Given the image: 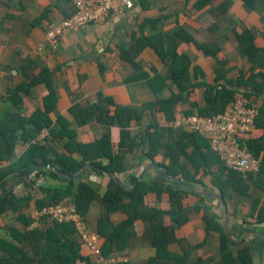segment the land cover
<instances>
[{"label":"crops","instance_id":"1","mask_svg":"<svg viewBox=\"0 0 264 264\" xmlns=\"http://www.w3.org/2000/svg\"><path fill=\"white\" fill-rule=\"evenodd\" d=\"M196 1L134 0L133 8L111 15L104 24L67 30L53 47L48 42L47 31L50 25L61 24L65 15L71 11V0H0V116L8 106L6 98L9 88L28 81L24 70L32 76L45 66L52 69L58 67L53 75L58 101L57 107L51 113L52 118L56 120L60 115L66 117L81 142L97 139L103 130L108 129L94 120H89L83 126H76L74 117L68 111L69 107L75 103L85 107L95 102L98 92L111 96L117 104L139 107L159 97H170L175 87L171 79L167 78L164 89L158 93L154 91L148 78L142 76L136 80L130 79L140 73L167 77L170 74V50L163 59L158 49H165L170 43L168 39L178 31L187 32L197 44H207L217 50L212 56L198 49L193 43L181 42L177 45L176 51L190 58L188 71L192 82L195 66L201 69L199 70L203 72L206 82L211 83L219 65H224L227 80L235 81L240 73L248 75L253 67L254 73L257 74L256 81L262 82L259 73H264V11L250 10L241 0H212L204 8L196 10ZM246 31L253 32L254 45L258 48L251 60L244 50L246 44L237 40V35ZM142 38L147 42L136 55L135 60L139 65L136 69L120 58V47L129 48L136 40ZM29 65L32 66L27 69ZM200 79L198 76L197 80ZM47 92L44 84L32 87L31 93L24 97V108L28 115L43 106ZM249 98L259 110L257 124L251 134L256 138L260 137L264 144V97L253 93ZM190 103L200 106L205 104L204 87H195L185 101L176 105V120L171 123L175 132L186 130L180 122L184 116L191 115L185 114L190 108ZM262 106L263 112L260 113ZM193 111L196 113L195 108ZM153 114L162 125H170L164 113L154 111ZM151 118L152 115L148 111L144 112L139 124L132 123V132H142L149 125ZM109 133L111 141L116 145L119 141V127L112 126ZM170 140L172 137H166L163 143L166 144ZM49 141H52L59 152L64 151L66 139H53L50 130L44 129L34 142L18 143L13 157L3 162L0 169L11 162L28 161L35 150V143ZM167 152V148L160 149L152 160L140 156L139 150L135 149L133 153L126 154L125 171L112 174L124 187L132 185V176L136 177V181L145 179L163 185L178 179L186 183L175 184L176 188L186 189L183 193L185 206H195L202 201L200 211H193L189 221L177 230V235L185 238L186 244L191 246L190 263H196L198 258L202 257L206 264H212L221 252L220 233L212 229L207 231L208 223L203 216L205 211L214 218L219 229L227 232L231 239L227 247L234 257H237L239 252L248 251L252 261L254 260L253 264L264 263V220L256 221V212H253V204L256 202L258 207H264V189L257 187L252 179L247 180V194H239L229 188L223 196L212 183L219 163L212 165L206 175H197L199 181L195 179L188 182L168 173L167 165L170 164L171 158ZM262 154L263 151L260 156ZM187 165L192 171V164L189 162ZM80 176L81 180L88 182L100 195L105 192L109 179L113 178L108 173L99 172L90 166H87ZM243 176H246V173ZM17 180L18 177H9L6 186L9 190L13 188L12 191L18 195L26 194L28 188L21 179ZM260 180L264 182V173L260 175ZM44 181L45 179H41L40 183ZM49 182L54 183L55 180L50 179ZM37 195L42 196V193ZM144 201L150 207L163 210L170 208L169 193H163L161 199H158L156 193L149 192ZM62 203L73 205L67 198ZM37 211L35 200L31 201L29 207L24 208V212L32 218L30 226H24L17 221L14 212L2 215L0 238L11 239L13 229L46 230L53 221L44 216L35 217ZM83 217L88 228L96 232L99 219L116 224L124 220L126 214L119 210L109 212L95 200ZM148 225V221H134V235L123 241L119 250L113 251L105 258L111 260V264H149L156 248L152 246L151 240L143 235ZM74 237L80 244V254L95 263V255L82 244L77 234ZM202 241L203 245L198 247ZM103 242L104 238L99 235V247ZM170 249L173 252H182L179 242L172 243ZM236 263L240 264V259H237Z\"/></svg>","mask_w":264,"mask_h":264},{"label":"trees","instance_id":"2","mask_svg":"<svg viewBox=\"0 0 264 264\" xmlns=\"http://www.w3.org/2000/svg\"><path fill=\"white\" fill-rule=\"evenodd\" d=\"M211 1L197 0L196 10L204 8ZM241 1L250 10L264 11V0ZM68 15L69 13L65 15V18ZM237 40L241 44H246L245 53L250 60L253 59L258 51L254 45L253 32L246 31L241 35L238 34ZM146 42V39L142 38L136 40L129 48L120 47V58L138 69L139 65L135 58ZM168 42H170L169 45L165 46V49L160 47L158 53L165 59L170 50V74L162 77L159 74L150 76L147 73H140L130 81L144 76L149 79L154 91L158 93L164 89L167 78L171 79L175 87L170 97H159L139 107L117 104L111 96L98 92L95 102L85 107L77 103L69 107L68 111L74 117L76 126H83L89 120H94L108 129L103 130L99 138L89 142H81L77 139L76 130L70 127V121L66 117L60 115L54 120L51 116L58 101L53 80L58 67L52 69L45 66L32 76L24 70L28 81L9 88L6 98L8 106L4 108L0 116V165L13 157L18 143L34 142L44 129L50 130L53 139H66L65 148L63 152H59L51 143L52 141L37 142L33 155L28 161L11 162L0 169V219L2 215L11 211L15 213L17 221L24 226H30L32 218L24 212V208L29 207L32 200H35L37 209L42 210L66 198L70 199L82 216H85L92 202L96 200L109 212L119 210L126 214V218L116 224L99 219L96 232L104 238L103 244L99 247L103 257H108L113 251L119 250L123 241L134 235V221L141 219L149 222L143 235L150 239L152 246L156 248L155 255L150 259L149 264H206L202 257H199L196 263H190L191 246L186 244L185 238L177 235V230L189 221L190 214L193 211H200L203 206L202 201L195 206L184 205L183 193L186 189L175 187L178 180L163 185L145 179L136 181V177L132 176V185L124 187L117 179L110 178L105 192L100 195L88 182L81 180L80 174L74 177L83 165L90 166L99 172L105 170L109 173L121 174L126 169V154L138 149L140 156L154 160L160 149L167 148L171 158L167 168L171 176L188 182L195 179L199 181L197 175L201 173L206 175L212 165L219 163L212 183L218 187L223 196L229 188L239 194H247V180L252 179L257 187L264 189V182L260 180V175L264 173V144L260 137L252 136V131L240 137L239 141L259 160V168L243 176V173L227 168L218 155L209 150L206 139L199 133L181 129L175 132L171 125L176 120V105L185 101L195 87H204L205 104L200 106L190 103V108L185 114H194L195 108V114L212 115L224 110L233 99L236 89H240L247 95L254 93L264 97V73H259L262 82H258L257 74L251 67L248 75L240 73L235 81H232L226 79L227 72L224 65H219L215 69L214 80L208 83L201 69L195 66L192 82L188 71L190 58L184 53H178L177 45L181 42L193 43L198 49L212 56L217 50L207 44L195 43L192 36L185 31H178L168 39ZM31 66L26 68L29 69ZM198 76L201 78L199 81ZM43 84L48 90L44 96L43 106L28 115L24 108V97L31 93L33 86ZM146 111L152 115L149 125L142 132H132L131 127L134 125L132 123L139 124ZM154 111L164 113L170 125H162L155 118ZM262 112L263 106L260 113ZM114 125L119 127L120 132L116 145L111 141L109 133ZM166 137H172V140L165 144L163 140ZM262 151L263 154L260 156ZM189 162L192 164V171L188 168ZM35 165H40V168L23 181L28 192L24 195H18L14 191L8 193L7 179L15 176L19 181ZM255 172L256 176H254ZM41 179L45 181L40 183ZM50 179L55 182H49ZM48 182L49 185H47ZM149 192L156 193L158 199H161L163 193H169L170 208L163 210L146 205L144 198ZM38 193H42V196H38ZM253 212H256V221L264 220V207H258L257 202L253 204ZM203 216L208 223L207 231L212 229L220 233L221 252L212 264H237V259H240V264H253L248 251L239 252L238 256L234 257L227 247L231 239L219 229L218 225L212 224L206 214ZM75 234L72 223L58 221H53L46 230L13 229L11 239L0 238V264H79L81 262L95 264L80 254V244L75 240ZM174 242L181 244V253L170 249V245ZM203 243L204 241L199 243L198 247H201Z\"/></svg>","mask_w":264,"mask_h":264},{"label":"built area","instance_id":"3","mask_svg":"<svg viewBox=\"0 0 264 264\" xmlns=\"http://www.w3.org/2000/svg\"><path fill=\"white\" fill-rule=\"evenodd\" d=\"M134 6V0H71V11L59 25H50L47 31L48 42L56 46L59 39L69 30L85 26L104 24L111 15L121 13ZM258 108L249 95L236 89L233 99L224 110L212 115L191 114L180 122L184 129L199 133L208 143L211 152L218 155L224 165L243 174L257 171L259 160L239 141L255 127ZM44 216L52 221L70 222L83 245L96 257V264H111L103 257L99 248V234L90 230L84 217L73 205L59 202L38 210L35 217ZM39 217V218H40Z\"/></svg>","mask_w":264,"mask_h":264},{"label":"water","instance_id":"4","mask_svg":"<svg viewBox=\"0 0 264 264\" xmlns=\"http://www.w3.org/2000/svg\"><path fill=\"white\" fill-rule=\"evenodd\" d=\"M49 166H51V165H49ZM40 167V165H35L33 168H31L30 170H29V172L21 179L22 181H24L25 179H27L28 177H30L38 168ZM87 166L86 165H83L82 167H81V170H80V172L79 173H76L75 175H74V177H76L77 175H79L85 168H86ZM104 172H106V173H108L109 175H111L113 178H115L114 177V175L112 174V173H109V172H107V171H105L104 170ZM115 179H117V178H115ZM118 180V179H117ZM178 180V179H177ZM119 181V180H118ZM180 183H183V184H186V183H184L183 181H181V180H178ZM13 190V188H11L9 191H8V193H11V191ZM206 212V214H207V216L210 218V220H211V222H212V224H216V222L214 221V218L210 215V214H208L207 213V211H205ZM225 234L226 235H228L227 234V232L225 231ZM253 263H254V260H253ZM262 264H264V263H262Z\"/></svg>","mask_w":264,"mask_h":264}]
</instances>
